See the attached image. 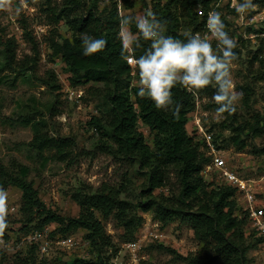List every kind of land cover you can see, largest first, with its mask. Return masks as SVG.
I'll return each mask as SVG.
<instances>
[{
  "label": "trees",
  "instance_id": "16d2710c",
  "mask_svg": "<svg viewBox=\"0 0 264 264\" xmlns=\"http://www.w3.org/2000/svg\"><path fill=\"white\" fill-rule=\"evenodd\" d=\"M105 1L62 0L60 4H54L52 0H45L43 12L48 24L55 27L64 24L70 32V37L57 34L51 40L50 48L53 55L65 64L73 85L90 86L88 92L104 100L105 109L101 116H94L89 122L93 132L100 134L97 148L123 162L133 170V174L142 175L145 180L138 193L129 174L118 186L104 183L97 190L80 188L71 197L79 206L80 214L76 218H65L48 209L40 199L34 183L27 180L28 168L10 173L0 165V190L17 188L22 192L21 205L18 206L20 231L29 234L57 225L58 229L55 227L51 238L57 233L67 238L78 231H85L84 241L89 244L90 257L71 259L61 251L57 258L59 264H113L118 249L107 232L105 221L112 218L124 229L125 237L135 239L144 223L143 217L132 210L133 200H137V208L143 213H153L160 224L168 225L179 219L193 232L201 250L183 259L188 264H248L249 238L256 237L261 245L263 240L249 228L247 211L240 204L237 188L226 183H208L205 179L204 172L211 158L207 156L203 142L196 137V126L193 135L188 131L196 110L195 94L180 86L173 89V99L181 106L178 116L172 114L174 107L167 112L157 110L150 100L136 96L137 86L133 80L134 72L139 80L138 72L122 58L119 38L122 16L118 13L117 3L110 9L101 8ZM217 1L167 0L162 3L158 0L154 14L157 19L166 22L165 35L186 39L206 32L208 13ZM121 3L126 9L133 7L132 0H121ZM256 5L264 9V0H257ZM198 6L201 7L200 12L196 11ZM181 19L187 20L182 26L186 32L184 35L178 32ZM129 28L133 33L138 31L134 23ZM83 34L106 39L105 50L90 57L84 56L81 46ZM25 35L29 37L30 34L26 32ZM30 40L35 44L33 38ZM14 41L9 39L4 43L1 54L3 68L19 73L24 80L31 79L37 75L39 58L36 54L17 61ZM140 43L141 46L132 52L134 58L142 56L151 44L142 38ZM36 49L34 47L33 50L36 52ZM234 52L240 54L236 48ZM125 55L129 56V53ZM254 61L262 67L263 71L259 74L264 79L263 46L255 53ZM42 84L53 92L61 90L54 72H49ZM215 90L214 86H209L200 90L199 95L213 97ZM241 90L244 105H249L251 88L247 85ZM225 115L226 120L231 122L227 128L232 130L226 142L238 152L246 150L249 141L259 138L260 132L264 133V119L261 117H257L252 125L234 113ZM32 120L29 116L23 117L22 124L29 125ZM140 125L149 130L150 142L139 130ZM218 140L219 136L214 138L216 146ZM76 147L75 139L47 133H37L28 144V149L38 156L50 153L52 159L60 162L68 161ZM225 147L217 146L219 150ZM254 152L264 155V148ZM172 176L178 184L177 192L156 196V191L170 189ZM10 228L7 226L6 229ZM26 249L28 253L22 256ZM9 257L13 258L9 261L12 264H50L48 259L40 257L37 245H25L12 256L3 254L0 264H7ZM66 258L69 261H64Z\"/></svg>",
  "mask_w": 264,
  "mask_h": 264
},
{
  "label": "rangeland",
  "instance_id": "374dc122",
  "mask_svg": "<svg viewBox=\"0 0 264 264\" xmlns=\"http://www.w3.org/2000/svg\"><path fill=\"white\" fill-rule=\"evenodd\" d=\"M52 1L54 4H60L62 0ZM132 1L133 7L129 9L122 6L121 0H106L101 8L110 9L117 3L120 16L138 17L154 13L155 4L158 2V0ZM159 1L167 2V0ZM44 2L45 0H0V4L7 6L5 9H0V165L10 173H18L23 167L28 168L27 180L34 183L40 199L47 208L62 217L76 218L80 214V208L71 197L78 189L97 190L104 183L118 186L129 174L135 185L134 190L138 193L145 177L133 174V170L123 162L97 148L100 134L93 132L89 122L94 116H101L105 109L104 100L102 97L91 95L88 92L90 86L73 85L70 81L71 74L67 72L65 64L53 55L50 48L51 40L57 37V34L70 37V32L64 24L57 27L48 24L43 12ZM238 2L239 0H219L212 4V11L221 12L222 20L227 24L225 30L235 39L236 49L240 52L231 66L235 90L243 93L241 88L247 85L252 90L249 105H244L243 93V98L236 104V111L233 113L244 122L253 125L257 117L264 119V79L262 74H259L263 69L254 61L255 53L262 46L264 47L262 31L264 9L256 5L257 0H252L255 7L241 20L235 12L234 4ZM200 9L201 7L198 6L196 11L200 12ZM133 23L135 25L134 21ZM185 23L187 20L181 19L179 34H186L182 29ZM26 32L30 34L29 37H26ZM31 38L34 39L35 44L31 42ZM9 39L15 40L17 61H23L26 57L37 54L39 68L33 78L24 80L22 76L19 77V73L4 70L1 54L4 43ZM34 47L37 48L36 52L33 50ZM132 68L135 70V67ZM49 72L57 75L60 91L53 92L43 86L42 83ZM137 82L134 72V85L137 86ZM195 103L196 110L188 126L190 134L193 135L195 131L194 121L201 122L200 130L211 131L214 138L219 136L218 147L227 145L222 148L221 155L227 159L229 166L238 175L244 179L254 180L264 175V155L254 152L264 148V133L260 132L259 138L249 141L246 150L238 152L226 142L232 133V130L227 128L231 122L226 120L225 114L217 116L218 105L213 98L201 94ZM27 116L33 120L29 125H23L22 119ZM9 119L14 121L11 122ZM139 130L150 142L152 137L149 130L143 125L139 126ZM37 133L75 139L77 147L66 162L52 159L50 153L38 156L28 149V144ZM196 137L200 139L197 133ZM205 179L208 183H224L221 173L215 169L205 175ZM177 189V181L172 176L170 189L158 190L155 195L168 196L176 193ZM5 192L7 193V225L11 226L10 233L19 241L26 236L19 227L21 215L18 206L21 205L22 192L17 188H9ZM239 201L244 205L241 199ZM137 205L138 201L133 200L132 210L143 217L144 223L136 233L135 239L125 237L124 229L112 218L105 221L107 232L118 249L116 258L112 260L113 264H188L183 259L201 250L193 232L182 225L179 219L168 225H162L154 219L153 213H143ZM55 227L58 229L57 225L51 226L50 229L55 231ZM85 234V231H78L71 236L80 243L73 251H67L62 245L54 243L50 256L45 259H48L50 264H59L57 258L61 251L71 259L91 253L89 244L84 241ZM57 237H60V240L63 238L58 233L52 238ZM138 238L144 239V247L134 255L127 250L126 245ZM249 240L251 246L247 254L248 264H264V245H261L256 237ZM26 250L23 251L22 256L28 253L29 250ZM67 258L64 261H69ZM12 260L13 258L9 257L7 264H12L9 262Z\"/></svg>",
  "mask_w": 264,
  "mask_h": 264
},
{
  "label": "clouds",
  "instance_id": "9594fccd",
  "mask_svg": "<svg viewBox=\"0 0 264 264\" xmlns=\"http://www.w3.org/2000/svg\"><path fill=\"white\" fill-rule=\"evenodd\" d=\"M235 12L241 20L255 5L252 0H239L234 4ZM7 6L0 4V9ZM135 22L137 33L129 30ZM119 38L122 58L135 66L139 80L136 96L150 100L157 110L172 111L178 116L180 105L173 99V89L178 86L186 91L199 94L209 86L215 87L213 100L218 107L217 116L231 115L236 111V104L243 98V93L235 90L231 66L237 60L234 49L237 43L225 30L220 11H210L207 16L208 34L199 33L186 39L165 35L166 22L157 19L154 13L138 17L123 16L120 21ZM141 38L150 41V47L139 58L125 55L141 46ZM215 42V47L213 46ZM107 40L83 34L81 46L84 56H93L105 50ZM7 193L0 190V234L7 228ZM2 243V241H0Z\"/></svg>",
  "mask_w": 264,
  "mask_h": 264
},
{
  "label": "built area",
  "instance_id": "2783aa9c",
  "mask_svg": "<svg viewBox=\"0 0 264 264\" xmlns=\"http://www.w3.org/2000/svg\"><path fill=\"white\" fill-rule=\"evenodd\" d=\"M206 34H208L207 28L206 32L200 35L204 36ZM213 46H215L214 41ZM129 56L134 57L133 53H130ZM129 65L135 67L132 64ZM198 96L199 94H195L196 99ZM194 123L196 126V133L206 147L207 156L211 158L210 164L205 169V175H208L211 170L215 169L221 173L224 183L237 188L240 194L239 200L241 199L244 202L242 206L247 211L249 228L251 231L255 232L258 238L263 240L262 245H264V175H260L257 180L244 179L238 175V173L229 166L227 159L221 155L222 150H219L214 143V134L209 130H200L199 124L201 122L194 121ZM12 210L14 211L15 208ZM51 233L52 230L50 227H46L43 230H37L30 234L25 233L26 236L17 241L10 233V229H6L0 234V241H2V243H0V257L3 254H7L8 256L13 255L25 245H37L38 253L41 258L50 256L54 243L62 245L67 251H73L79 247L80 243L76 242L73 237L62 238L61 240L60 237L53 239L51 238ZM143 247V238H138L134 242L126 245L127 250L134 255L140 252ZM82 257L88 259L90 255L87 253L82 255Z\"/></svg>",
  "mask_w": 264,
  "mask_h": 264
}]
</instances>
